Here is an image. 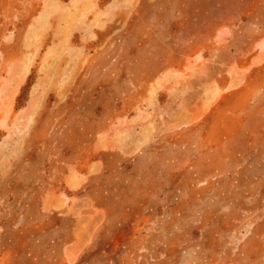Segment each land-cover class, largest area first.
I'll use <instances>...</instances> for the list:
<instances>
[{"label": "rangeland", "instance_id": "obj_1", "mask_svg": "<svg viewBox=\"0 0 264 264\" xmlns=\"http://www.w3.org/2000/svg\"><path fill=\"white\" fill-rule=\"evenodd\" d=\"M0 264H264V0H0Z\"/></svg>", "mask_w": 264, "mask_h": 264}]
</instances>
